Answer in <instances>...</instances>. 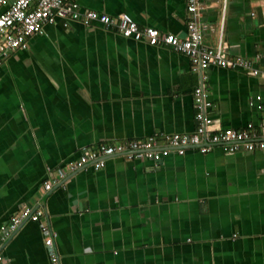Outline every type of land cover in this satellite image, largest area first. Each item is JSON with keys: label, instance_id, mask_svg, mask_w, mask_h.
<instances>
[{"label": "crops", "instance_id": "obj_1", "mask_svg": "<svg viewBox=\"0 0 264 264\" xmlns=\"http://www.w3.org/2000/svg\"><path fill=\"white\" fill-rule=\"evenodd\" d=\"M82 8L187 36L188 0H79ZM207 46L254 61L262 73L210 66L95 21L60 18L0 64V227L40 207L4 245L1 264H51L41 224L63 264H264V150L190 146L160 161L112 155L43 184L86 148L196 128L204 84L221 128L257 124L264 97V0H199Z\"/></svg>", "mask_w": 264, "mask_h": 264}, {"label": "built area", "instance_id": "obj_2", "mask_svg": "<svg viewBox=\"0 0 264 264\" xmlns=\"http://www.w3.org/2000/svg\"><path fill=\"white\" fill-rule=\"evenodd\" d=\"M201 5L199 0H188L191 19L187 26V36L181 37L174 33L146 26L141 27L129 13L111 16L108 13L82 8L79 0H0V64L10 53L25 48L28 39L35 33L43 32L46 25L56 24L60 18L74 20L87 26L95 21L101 22L107 29H117L124 36L135 40H146L150 44L166 45L176 51L185 53L191 60L196 71L201 72L202 81L207 80L205 71L210 66L227 68H244L258 75L262 71L254 66V61L244 56L231 57L220 44L217 48L209 47L204 42V33L200 23ZM264 55H257V59ZM196 108V128L191 132L173 133L163 136L166 146H162L160 136L153 135L146 139H130L111 144L102 143L95 148H86L81 156L62 167L57 175L43 184L49 191L60 181L66 180L70 173L92 164L100 169L105 165L106 158L112 155H124L130 159L143 158L160 161L171 151L184 154L190 146L197 147L201 152H208L216 145H221L228 152L240 150H264V97L257 96L258 107L263 116L257 124H248L245 129L218 127L208 110V100L204 84L193 90ZM44 216L40 207L24 205L17 213L0 227V264L5 261L4 245L13 233L27 220L39 221ZM44 243L48 249L51 264H63L56 247L57 233L48 222L41 224Z\"/></svg>", "mask_w": 264, "mask_h": 264}]
</instances>
